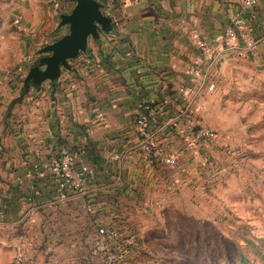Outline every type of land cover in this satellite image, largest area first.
<instances>
[{"label": "crops", "instance_id": "obj_1", "mask_svg": "<svg viewBox=\"0 0 264 264\" xmlns=\"http://www.w3.org/2000/svg\"><path fill=\"white\" fill-rule=\"evenodd\" d=\"M33 4L35 15L24 9V18L31 27L45 22V28L48 17L39 19L41 11ZM107 10L113 13V30L89 40L87 51L49 89L32 88L22 95L16 76L21 65L5 60L11 35L2 33L8 36L0 43L4 244L11 230L21 231L42 238L39 244L45 246L64 245V251L55 248L56 260L79 256L92 247L98 226L123 223L119 215L124 206L139 209L149 205L150 195L164 199L168 189L188 186L193 167L188 154L201 143L176 135L170 119L190 109L189 121L180 125H196L190 106L202 92L198 89L206 72L198 42L225 32L236 12L255 37L264 32V0L244 9L225 0H116ZM187 86L199 94L180 96L178 89ZM144 103L159 109L154 131L163 153L178 158L175 167L160 160L149 163L140 153L136 118ZM64 150L76 166L86 162L94 167L80 192L59 189L49 170L51 160Z\"/></svg>", "mask_w": 264, "mask_h": 264}, {"label": "rangeland", "instance_id": "obj_2", "mask_svg": "<svg viewBox=\"0 0 264 264\" xmlns=\"http://www.w3.org/2000/svg\"><path fill=\"white\" fill-rule=\"evenodd\" d=\"M33 2L39 19L48 17L45 28V22L31 27L24 18V9L35 15ZM72 6L71 0L0 2V43H6L2 33L8 31L11 46H4V58L21 65L16 75L20 89L39 49L67 33L58 25L59 14ZM16 16L20 23H13ZM257 59L230 54L211 71L213 88L203 89L190 107L195 126L209 127L215 137L188 154L193 164L188 186L168 189L164 199L150 195L149 205L139 209L124 206L118 226L133 233L136 243L125 246L118 260L108 262L91 247L56 260L55 248L64 251V245L45 246L39 244L42 238L27 235L31 264H264V50ZM48 86L46 81L39 89ZM11 232L5 244L0 242V264L12 263L21 231Z\"/></svg>", "mask_w": 264, "mask_h": 264}, {"label": "built area", "instance_id": "obj_3", "mask_svg": "<svg viewBox=\"0 0 264 264\" xmlns=\"http://www.w3.org/2000/svg\"><path fill=\"white\" fill-rule=\"evenodd\" d=\"M2 1L3 0H0V2ZM225 1L238 5L243 9L252 8L259 2V0ZM20 18V16H16L13 19V23H20ZM241 43L242 45H240ZM261 47H264V32L255 37L252 34L251 28L244 22L242 15L236 12L233 16L231 26L227 28L225 32L217 35L211 41L203 40L198 42V48L202 52L206 62V72L201 81V88L198 90H203V88L210 90L213 88L212 83H208L209 77L212 74L211 71L215 69L222 57L227 54H240L258 60L257 55L261 52ZM262 66H264V59L262 60ZM178 93L183 98L189 99L199 94L197 89L195 90L190 86L180 87ZM158 112L159 109L154 104H142L141 110L136 118V125L140 136L139 150L142 157L149 163L160 160L167 166L175 167L178 158L172 154L163 153L158 142V137L154 131L156 128L155 125L157 124ZM190 113L191 111L188 109L185 110L182 115L170 119V124L176 130L175 134L180 136L186 134L187 139L195 144L202 140L214 138L215 132L208 127L189 126L185 129L180 125L182 120L189 121L188 118H190ZM120 157L119 154L114 155L116 159ZM49 170L59 189L68 187L75 192L82 191L85 178L92 176L95 171L94 167L86 162H80L79 165L76 166L73 162L72 155L66 150L62 151L60 156L51 160ZM135 243V235L133 233H127L123 228H120V226L100 225L96 228L91 248H93L95 252L101 254L106 261L114 262L120 258L125 246H131ZM29 250L30 243L28 236L25 233H21L14 247V256L11 264H31L28 259Z\"/></svg>", "mask_w": 264, "mask_h": 264}, {"label": "water", "instance_id": "obj_4", "mask_svg": "<svg viewBox=\"0 0 264 264\" xmlns=\"http://www.w3.org/2000/svg\"><path fill=\"white\" fill-rule=\"evenodd\" d=\"M67 13L59 14V26H66L67 33L39 49L41 55L28 69L23 80L21 95L30 87L38 89L44 82H54L62 69H69V61L87 51L88 42L97 40L100 33L113 30V19L103 11L98 0H72Z\"/></svg>", "mask_w": 264, "mask_h": 264}, {"label": "trees", "instance_id": "obj_5", "mask_svg": "<svg viewBox=\"0 0 264 264\" xmlns=\"http://www.w3.org/2000/svg\"><path fill=\"white\" fill-rule=\"evenodd\" d=\"M98 1L102 2L103 5H104V7H103V11H104L105 9L108 8V5L116 3V0H98ZM51 84H52V83H51ZM26 92H27V91H26ZM26 92H25V93H26ZM18 100H20V97L17 98V99H15V100H13V101L17 102ZM152 104H154V103H152ZM11 105H12V102H11V104H10V105L8 106V108H7V115H8V113H9V111H10V107H11Z\"/></svg>", "mask_w": 264, "mask_h": 264}]
</instances>
